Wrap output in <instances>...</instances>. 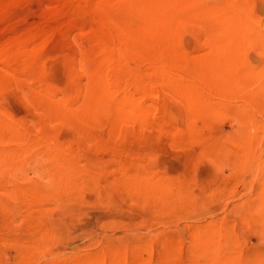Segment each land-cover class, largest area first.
Returning <instances> with one entry per match:
<instances>
[{"label":"rangeland","instance_id":"374dc122","mask_svg":"<svg viewBox=\"0 0 264 264\" xmlns=\"http://www.w3.org/2000/svg\"><path fill=\"white\" fill-rule=\"evenodd\" d=\"M0 264H264V0H0Z\"/></svg>","mask_w":264,"mask_h":264}]
</instances>
